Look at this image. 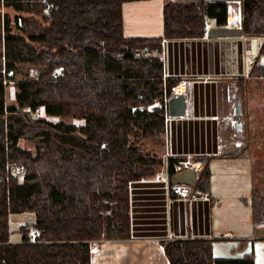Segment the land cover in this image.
<instances>
[{"label":"trees","instance_id":"1","mask_svg":"<svg viewBox=\"0 0 264 264\" xmlns=\"http://www.w3.org/2000/svg\"><path fill=\"white\" fill-rule=\"evenodd\" d=\"M147 1L0 0V264H91V242L132 238L130 185L165 165L148 147H164L165 100L179 84L165 77L163 40L202 38L208 22L226 27L233 5L244 36L264 37V0H162L163 36L127 37V5ZM3 70L19 81L16 106H7ZM234 87L241 99L263 98L264 114L262 63ZM40 110L62 121L36 118ZM211 178L205 161L194 191L208 193ZM251 208L253 224L264 223L257 188ZM13 213L35 216L19 243L9 239ZM161 245L170 264H255L252 253L216 260L210 239Z\"/></svg>","mask_w":264,"mask_h":264},{"label":"crops","instance_id":"2","mask_svg":"<svg viewBox=\"0 0 264 264\" xmlns=\"http://www.w3.org/2000/svg\"><path fill=\"white\" fill-rule=\"evenodd\" d=\"M162 4V0H151L127 5L126 36H163ZM140 6L144 7L141 15L135 13ZM240 21V8L233 5L228 26L240 27ZM163 41L165 77L179 79L173 95H184L186 103L184 116H168L166 122L171 149L190 161H201L203 165L208 161L211 188L208 193L194 191L188 199L175 198L169 202L166 186L158 180L160 174L135 180L129 192L132 238L91 242V264H170L161 245L170 240H213L214 257L220 261H238L252 253L246 241L252 231V212L246 197L237 193L232 201L226 200L215 193L213 179L220 173L229 174L231 165L235 174L227 176L225 184L237 188L242 185L241 175L236 171V163L242 158L221 156L225 154L221 131L230 113L232 87L249 76L254 63L264 65L261 53L264 37ZM260 229L259 237L264 239V223L253 224L252 233ZM226 234L233 238L223 239ZM240 240H244L243 250L237 249ZM222 243L232 245L226 247ZM228 248L238 254L229 255Z\"/></svg>","mask_w":264,"mask_h":264},{"label":"rangeland","instance_id":"3","mask_svg":"<svg viewBox=\"0 0 264 264\" xmlns=\"http://www.w3.org/2000/svg\"><path fill=\"white\" fill-rule=\"evenodd\" d=\"M142 3V2H141ZM143 5V4H139ZM144 9L143 6H140L135 13L141 15L140 12ZM2 13H10L14 16V12L10 9L4 8L1 10ZM129 11V9L127 10ZM37 75L35 70L29 73V78H34ZM18 80L13 78L12 82H9L6 87L7 93V106H16V94L18 92L16 84ZM235 87H232L231 95V109L228 117L223 122V131L221 144L223 152H228V155L231 157H235L238 155L242 159H239L236 167V171L242 176H240L242 180V185L240 188L235 187L234 185H227L225 184L227 180V176H232V167L230 165V172L229 174L220 173L219 177L213 179V188L215 189V193L220 195L221 197L225 198L228 201H232L234 195L238 193V196L246 197L248 201L249 209H251L252 203V190L257 188L261 190L264 196V114L262 112V107L260 106L263 98L260 96H249L250 100L247 98L241 99L237 93H235ZM238 103H241L242 106V113L240 115V121L242 123V127L240 131L236 130V122H234L233 118L235 116V107ZM260 106V107H259ZM248 110V111H247ZM36 118H44L53 122H61L62 118L59 117H51L48 116L44 111L40 110L35 114ZM69 123L80 125L81 122L78 120H70ZM168 127V125H167ZM231 128L233 130L228 131ZM227 129V130H226ZM164 141V137H163ZM21 147H25L29 150H34V145L28 142L21 140L19 142ZM150 149L155 151L158 156L163 157L165 160V146L162 148H158L156 146L152 147V144L149 143ZM241 154V155H240ZM234 155V156H232ZM164 170L162 169L160 173L163 174ZM237 176H235L236 178ZM222 179V180H221ZM240 191V193H239ZM242 191V193H241ZM240 200V199H239ZM238 200V201H239ZM34 214H12L9 216V228L11 232L10 240L12 243H19L22 240V234L19 233V228L23 225H29L28 223L34 220ZM252 231L251 237L247 238L248 245L250 246L251 252L254 255L255 264H264V239H260L261 229L253 232V222H251ZM255 238V239H254ZM225 241V240H224ZM222 246L229 247L232 244L229 243H222ZM231 250V249H230ZM228 248L229 255L238 254V252L233 253L230 252Z\"/></svg>","mask_w":264,"mask_h":264},{"label":"built area","instance_id":"4","mask_svg":"<svg viewBox=\"0 0 264 264\" xmlns=\"http://www.w3.org/2000/svg\"><path fill=\"white\" fill-rule=\"evenodd\" d=\"M231 10V7H230ZM229 10V11H230ZM211 22L206 23L204 30H203V36L202 38H208L209 37V31L210 29L213 27L211 25ZM154 55V53H149ZM161 59L163 60L162 57V53L159 54ZM164 62V61H163ZM3 75H4V79L3 82L5 85H8L9 82L13 81L14 78V72L10 71V72H6L5 70L2 71ZM7 76H9L11 79L7 78ZM53 77L55 78V80H57V74H54ZM167 98L165 100V110H166V122L168 121V109H167V102H168ZM161 107V104L158 103L155 105ZM165 122V123H166ZM164 146H165V162L163 164V170L164 173L161 176H158V180L162 183L165 184L166 186V191H167V198L169 202H172L175 198H184V199H188L191 196L194 195V190L192 189L191 186L189 185H185V184H181V185H176L173 183V178L180 173L181 171L185 170V169H193L194 171H196L197 173H200V171L203 168V164L201 161H190L187 159H184L182 156L174 154L172 152L171 149V143H170V135H169V131H168V127H167V123L165 125V132H164ZM12 174L13 175H18L20 177H22L24 175V168L23 167H14L12 168ZM159 175V174H157ZM2 180V178H0V181ZM38 232H36L35 230L32 231L31 233V239L32 241H35L36 237H38ZM233 237L229 234L224 235L223 239H232Z\"/></svg>","mask_w":264,"mask_h":264},{"label":"water","instance_id":"5","mask_svg":"<svg viewBox=\"0 0 264 264\" xmlns=\"http://www.w3.org/2000/svg\"><path fill=\"white\" fill-rule=\"evenodd\" d=\"M240 15H241V21H240V27H215L213 26L209 31V39H217L221 37H234V36H244V31L242 28V9L240 8ZM161 107L156 106L152 110H158ZM167 109H168V115L169 117H181L185 115L186 112V103H185V97L182 94L174 95L173 97L168 99L167 102ZM242 113V106L241 103H238L235 107V116L233 118L234 122H236V130L240 131L242 127V123L240 121V115ZM173 183L176 185H189L192 187L193 190L197 189V183H198V173L194 171L193 169H185L178 173L173 178ZM264 217V212H263Z\"/></svg>","mask_w":264,"mask_h":264},{"label":"bare ground","instance_id":"6","mask_svg":"<svg viewBox=\"0 0 264 264\" xmlns=\"http://www.w3.org/2000/svg\"><path fill=\"white\" fill-rule=\"evenodd\" d=\"M181 88V87H180ZM179 89V88H178Z\"/></svg>","mask_w":264,"mask_h":264}]
</instances>
